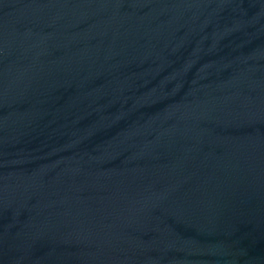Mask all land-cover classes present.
<instances>
[{
  "label": "water",
  "instance_id": "95a60500",
  "mask_svg": "<svg viewBox=\"0 0 264 264\" xmlns=\"http://www.w3.org/2000/svg\"><path fill=\"white\" fill-rule=\"evenodd\" d=\"M0 264H264V0H0Z\"/></svg>",
  "mask_w": 264,
  "mask_h": 264
}]
</instances>
